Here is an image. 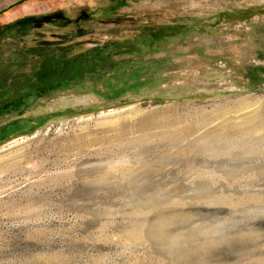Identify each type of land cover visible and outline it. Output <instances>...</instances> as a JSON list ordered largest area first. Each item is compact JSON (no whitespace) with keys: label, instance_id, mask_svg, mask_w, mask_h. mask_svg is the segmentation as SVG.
<instances>
[{"label":"rangeland","instance_id":"1","mask_svg":"<svg viewBox=\"0 0 264 264\" xmlns=\"http://www.w3.org/2000/svg\"><path fill=\"white\" fill-rule=\"evenodd\" d=\"M242 124L264 0H0V264H264Z\"/></svg>","mask_w":264,"mask_h":264},{"label":"bare ground","instance_id":"2","mask_svg":"<svg viewBox=\"0 0 264 264\" xmlns=\"http://www.w3.org/2000/svg\"><path fill=\"white\" fill-rule=\"evenodd\" d=\"M262 124H242L239 126L233 125V126H228L226 128L225 127L220 128L219 130H222L228 133L243 135V136H251V135L258 134V135H262L263 137L264 136V125ZM219 130L217 131L214 130L213 132L217 134Z\"/></svg>","mask_w":264,"mask_h":264},{"label":"trees","instance_id":"3","mask_svg":"<svg viewBox=\"0 0 264 264\" xmlns=\"http://www.w3.org/2000/svg\"><path fill=\"white\" fill-rule=\"evenodd\" d=\"M13 21H11V24H12Z\"/></svg>","mask_w":264,"mask_h":264}]
</instances>
